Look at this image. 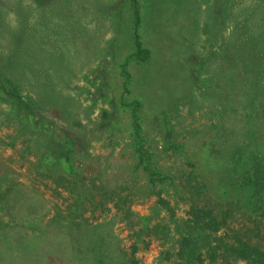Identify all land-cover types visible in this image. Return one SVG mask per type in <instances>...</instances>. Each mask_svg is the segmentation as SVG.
Instances as JSON below:
<instances>
[{
	"label": "rangeland",
	"instance_id": "obj_1",
	"mask_svg": "<svg viewBox=\"0 0 264 264\" xmlns=\"http://www.w3.org/2000/svg\"><path fill=\"white\" fill-rule=\"evenodd\" d=\"M50 1L0 0V191L17 186L0 206V264H66L67 230L51 218L72 195L56 191L34 164L47 149L63 154L65 138L76 171L106 188L96 195L107 211L86 208L84 216L130 264H172L178 234L155 191L184 223L189 205L178 191L189 178L203 182L209 198L232 201L264 222L262 209L240 200V179L226 150L243 142L263 158L264 112L253 107L264 104V94L241 86L235 93H253L254 102L227 108L223 87L230 74L221 52L226 40L246 42L250 28L243 25L264 37V0H139V34L151 51L140 64L126 59L133 50L128 0ZM4 80L42 115L54 139L40 141L21 129L19 105L3 90ZM133 100L145 142L140 147L133 105H126ZM148 167L174 184L150 182ZM245 219L234 227L253 225ZM213 264L248 263L225 256Z\"/></svg>",
	"mask_w": 264,
	"mask_h": 264
},
{
	"label": "trees",
	"instance_id": "obj_2",
	"mask_svg": "<svg viewBox=\"0 0 264 264\" xmlns=\"http://www.w3.org/2000/svg\"><path fill=\"white\" fill-rule=\"evenodd\" d=\"M57 1L51 0L50 4ZM33 2L41 5V0H33ZM128 2L132 18L130 31L133 50L126 59L134 60L138 64L145 63L150 59L151 51L143 44L139 34L141 23L139 0H128ZM64 3V0H60V4ZM43 11L50 14L48 7ZM250 17H252L251 14ZM243 26V28H250L249 34L246 35L248 36L246 42L236 43L229 39L221 48L222 61L227 68V74H230L227 75V84L223 87L227 90L230 102L227 108L230 104H237V102L244 101L243 104L254 102L252 97L254 92L264 94V37L259 38V34L256 36L251 32V27ZM126 81L130 82L127 74ZM241 86L248 89L254 87V91L246 93L245 90L246 96L241 94L239 96L235 93V89L238 90ZM3 90L13 102L19 105L18 116H15V119L25 133L31 132L30 135L40 141L44 138H55V133L49 129L47 121L35 108H29L23 97L13 93V88L7 80L3 82ZM128 92L127 87L123 88L120 96L123 104H125L123 99ZM136 104H139L137 100L126 103L127 106L133 105L131 109L133 137L134 142H137L140 147L145 142L141 136ZM256 106L253 107V111L262 109L264 112L263 103L259 108ZM59 147L64 151L63 154L54 148L47 149L36 155L37 163L34 164L40 169L38 175L50 180L56 191L61 190L69 196L72 195L69 199L71 202H68L64 208L57 209L51 218L53 225H63L67 230V237L63 238L67 245L63 261L66 264H130L124 256L115 252L110 241L107 245L105 237L97 233L99 225L88 223V217L84 216L86 208L89 209L90 214H95L99 206L102 207V212L107 211V208L103 207L105 202L98 201V195H96V192L106 191V188L94 179L82 178L76 171L71 160L74 149L66 138L63 145L59 144ZM138 150L140 151L139 148ZM226 150L230 156L229 161L235 166L236 177L240 179L237 183L240 200L242 199L247 205L254 204L257 209H262L264 218V156L261 158L257 153L255 154V150L250 151L247 144L243 142H236L228 146ZM148 171L150 182L156 180L164 183L169 180V184H174L170 175H162L151 167H148ZM16 188V185H10L0 191V206L8 201L16 192ZM179 192L185 194L183 198L189 205V217L183 221L184 223H179L175 218L174 208L162 195V191H155L157 205L168 213L169 220L174 226L173 231L175 230L178 234L176 240L178 252L172 264H213L217 259L225 256L243 260L248 264H264L263 221L244 213L232 201L221 203L209 198L206 194V186L201 181L191 182L189 178L184 185L182 184ZM240 216H246L245 222H251L253 225L234 227ZM156 228L158 229L159 226ZM160 228H162L161 234L167 237L169 229L163 226ZM145 230L148 232L150 228L147 227ZM87 231L90 233L89 239L85 240L83 233ZM17 249L18 253L24 250L22 246L15 244L13 250ZM28 261L34 263V257L32 256Z\"/></svg>",
	"mask_w": 264,
	"mask_h": 264
}]
</instances>
